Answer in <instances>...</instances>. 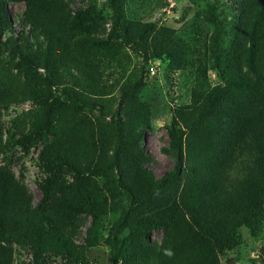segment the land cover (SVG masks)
<instances>
[{
    "label": "trees",
    "instance_id": "16d2710c",
    "mask_svg": "<svg viewBox=\"0 0 264 264\" xmlns=\"http://www.w3.org/2000/svg\"><path fill=\"white\" fill-rule=\"evenodd\" d=\"M14 1L24 3L17 24L27 27V34L2 40L15 23L7 0H0V52L10 46L22 54L28 34L36 40L42 36L49 75L76 104L102 108L108 101L117 102L113 133H106L105 140L114 143L111 184L123 203L104 238L100 213L94 214L90 244L104 239L111 264H220L219 253L241 242V226L252 236L259 235L264 226V0H238L240 18L232 24L230 42L222 38L224 29L213 3L207 20L214 32L194 36L130 19L121 0H106L108 35L120 39L113 47L100 46L85 35L97 29L95 17L103 13L95 0L74 15L67 12L64 0ZM74 34L81 36L73 38ZM125 49L153 60L167 56L181 68L191 66L189 101L173 108L175 121L184 129H168L171 147L184 152L187 177L180 187H169L176 169L156 178L132 152L141 149L150 113L139 95L140 69L130 68ZM210 68L221 73L220 82L210 83ZM60 70L64 77L58 75ZM116 90L119 97L113 98ZM14 95L6 86L0 90V101ZM1 138L0 132V149ZM29 204L28 193L13 172L0 167V264L10 262L6 244L12 239L10 219ZM49 222H30L28 238L35 261L46 264L44 254L49 250L74 256L63 233L45 228ZM159 228L162 237L156 245L150 232ZM251 264H264V246Z\"/></svg>",
    "mask_w": 264,
    "mask_h": 264
},
{
    "label": "rangeland",
    "instance_id": "374dc122",
    "mask_svg": "<svg viewBox=\"0 0 264 264\" xmlns=\"http://www.w3.org/2000/svg\"><path fill=\"white\" fill-rule=\"evenodd\" d=\"M89 1L64 0L70 15L84 10ZM121 1V9L130 19L150 21L158 27L167 26L194 36L214 32L215 26L207 20V8L213 3L218 6L216 17L222 22V38L226 42L234 37L232 24L240 18L238 0ZM95 5L103 9L102 16L95 17L99 26L85 35L100 46L113 47L120 39L108 35L111 19L106 0H95ZM7 6L15 24L12 31L2 34V40L27 34L28 28L17 24L24 3L7 0ZM28 36L22 54L10 46L0 52V90L8 86L15 91L14 98L0 101V167L13 172L30 199L29 207L16 210L10 219L12 239L6 243L11 249L9 264H45L35 261L28 238L30 222L41 223L45 219L50 220L49 225L43 223L45 228L63 233L75 253L68 256L49 250L44 254L46 264H111L110 249L104 239L92 245L88 236L94 214L99 212L100 231L106 237L123 203L122 195L111 184L114 143L105 140L106 133H113L117 102L108 101L102 108L76 104L49 75L45 38L39 36L36 40ZM80 36L74 34L73 38ZM125 50L130 68L140 69L139 95L149 105L150 113L141 149L132 152L156 178L176 169L177 175L169 187H180L187 177L184 152L171 147L168 129H184L175 121L173 108L189 101L191 66L181 68L167 56L153 60L139 51ZM150 67H154L153 73ZM58 75L65 76L61 70ZM208 75L211 84L221 80L217 68H210ZM119 94L116 90L113 98ZM239 231L241 242L219 253L220 264H251L260 257L264 226L257 237L244 225ZM161 237L160 228L150 232V240L156 245Z\"/></svg>",
    "mask_w": 264,
    "mask_h": 264
},
{
    "label": "built area",
    "instance_id": "2783aa9c",
    "mask_svg": "<svg viewBox=\"0 0 264 264\" xmlns=\"http://www.w3.org/2000/svg\"><path fill=\"white\" fill-rule=\"evenodd\" d=\"M150 72H154V67H150Z\"/></svg>",
    "mask_w": 264,
    "mask_h": 264
},
{
    "label": "clouds",
    "instance_id": "9594fccd",
    "mask_svg": "<svg viewBox=\"0 0 264 264\" xmlns=\"http://www.w3.org/2000/svg\"><path fill=\"white\" fill-rule=\"evenodd\" d=\"M169 255H171V253H169Z\"/></svg>",
    "mask_w": 264,
    "mask_h": 264
}]
</instances>
